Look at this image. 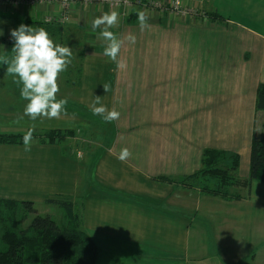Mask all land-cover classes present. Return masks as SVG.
Returning <instances> with one entry per match:
<instances>
[{
  "label": "crops",
  "instance_id": "1",
  "mask_svg": "<svg viewBox=\"0 0 264 264\" xmlns=\"http://www.w3.org/2000/svg\"><path fill=\"white\" fill-rule=\"evenodd\" d=\"M178 1L184 16L80 2L66 20L59 2L0 8V135L86 132L104 143L84 183L83 164L58 144L0 143V200L78 203L96 264H264V183L250 181L252 145L264 137V0ZM108 11L119 13L109 30L123 41L122 68L91 28ZM20 24L71 47L58 79V96L67 98L59 118L22 115V85L4 63ZM97 96L118 120L91 112ZM124 147L131 155L121 161ZM208 150L224 153L212 168L221 175L193 179Z\"/></svg>",
  "mask_w": 264,
  "mask_h": 264
},
{
  "label": "clouds",
  "instance_id": "2",
  "mask_svg": "<svg viewBox=\"0 0 264 264\" xmlns=\"http://www.w3.org/2000/svg\"><path fill=\"white\" fill-rule=\"evenodd\" d=\"M141 30L146 26L143 12L137 13ZM117 11L103 12L91 21L93 31L99 29V38L104 43L103 55L117 63L118 68L125 67L118 59L122 39L109 29L118 22ZM3 32L0 30V35ZM12 51L11 60H5V71L11 74L19 84L20 96L26 101L22 115L36 121L40 118H59L67 105V98L58 96L60 85L58 79L71 64L73 52L70 46L57 43L44 27L20 24L11 29ZM129 41L135 43V36L129 35ZM107 91V86H105ZM91 112L102 117L106 122L119 119L120 113L108 109L97 96L90 108ZM32 131L29 130L23 137L25 148L30 146ZM131 155L130 150L124 147L120 150L117 159L124 161Z\"/></svg>",
  "mask_w": 264,
  "mask_h": 264
},
{
  "label": "trees",
  "instance_id": "3",
  "mask_svg": "<svg viewBox=\"0 0 264 264\" xmlns=\"http://www.w3.org/2000/svg\"><path fill=\"white\" fill-rule=\"evenodd\" d=\"M257 109L264 111V84L259 86L257 94ZM71 132L49 131L42 134H32L42 143L55 144L58 136ZM24 136L0 135V143L20 144ZM224 153L208 150L204 154V168L193 179L208 173L221 175L218 167L223 161ZM206 170V171H205ZM250 181L264 183V137L255 139L251 153ZM206 191V190H205ZM63 207L69 217L74 211V204L65 201H49ZM2 209L16 210L21 208L26 215L34 216L29 228L20 230L13 219L7 231L2 235V241L7 246L0 251V264H96L97 249L92 240L80 228L79 216L75 215L74 222L70 221L60 226L51 216L40 215L32 202H16L1 200Z\"/></svg>",
  "mask_w": 264,
  "mask_h": 264
},
{
  "label": "rangeland",
  "instance_id": "4",
  "mask_svg": "<svg viewBox=\"0 0 264 264\" xmlns=\"http://www.w3.org/2000/svg\"><path fill=\"white\" fill-rule=\"evenodd\" d=\"M208 2H212V5L214 7L220 6V3H219L220 0H208ZM134 5H137L140 8L146 10V7L144 5H138L136 3L134 4V2H133L132 6H134ZM121 8H124V7H121ZM130 8H132V7H130ZM185 8H186V6H185ZM64 132H66V131H64ZM85 133H79L77 135L76 134L73 135L72 133H69V134L66 133V134H64V137H61V135H59L58 140L55 143V144L60 145L63 148V150L68 152V154L77 157V159H79L80 162L83 164L82 170H84V171L82 172V178H81V181L83 180L82 183H84L87 180V175L89 176V174H88L89 169H90V171L92 170L90 158L93 157V155L95 154V151L100 150L99 148L102 147L101 144L104 145L103 142H101L99 144L100 141L94 140L93 137H91V136L88 137ZM108 133H109V131H108ZM86 137H88V138L86 139ZM39 142H41V141H39ZM6 144H9V143H6ZM20 144H24V143H20ZM20 144H16V145H20ZM106 145H108V144H106ZM103 148L105 149L106 147L104 146ZM75 200H74V202H75ZM79 200L80 199H78L77 202H79ZM16 202L20 203L21 201H16ZM73 204H74L75 208H74L72 216H70V217H69L67 211L63 207L58 206V205H55V206L54 205L49 206V204H47V206L35 205V207L38 209V212L40 215H45L46 214L45 211L48 210V213H50L51 217L60 226L61 225L64 226V225L68 224L70 221L74 222V219H75L74 216L75 215L79 216L81 213V208H78L77 206H75L78 203H76V204L73 203ZM33 218H34V216H32V215L24 214V212L21 208H17L16 210H10V209L3 210L2 206L0 204V251L7 248V246L2 241V235L4 234L5 231H7L11 220L15 219L19 229L25 230V229L30 227Z\"/></svg>",
  "mask_w": 264,
  "mask_h": 264
},
{
  "label": "built area",
  "instance_id": "5",
  "mask_svg": "<svg viewBox=\"0 0 264 264\" xmlns=\"http://www.w3.org/2000/svg\"><path fill=\"white\" fill-rule=\"evenodd\" d=\"M59 2L63 8L64 19H68L71 9L77 4H106L115 8L124 7L125 9L132 7L134 4L144 5L146 10L150 13H170L176 16H184L186 11L184 5L178 0H0V8L12 4H31L32 6H40L44 4H53Z\"/></svg>",
  "mask_w": 264,
  "mask_h": 264
}]
</instances>
